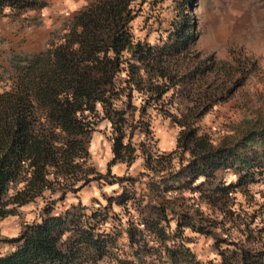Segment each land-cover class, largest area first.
Here are the masks:
<instances>
[{"label":"trees","instance_id":"1","mask_svg":"<svg viewBox=\"0 0 264 264\" xmlns=\"http://www.w3.org/2000/svg\"><path fill=\"white\" fill-rule=\"evenodd\" d=\"M144 2L86 0L43 49H11L0 63V218L42 201L38 216L5 238L11 247L0 264H264V192L253 188L264 180V131L248 126L213 141L200 127L212 101L192 91L196 70L186 61L194 57L195 23L175 18L150 41L136 33ZM46 3L0 0V16L25 19V10ZM155 117L177 125L167 151L149 147ZM102 120L111 142L105 172L85 146ZM136 148L142 166L133 175L112 171L114 195L52 212L111 163L127 168ZM227 170L234 179L224 178ZM198 234L213 238L214 257L196 256Z\"/></svg>","mask_w":264,"mask_h":264},{"label":"rangeland","instance_id":"2","mask_svg":"<svg viewBox=\"0 0 264 264\" xmlns=\"http://www.w3.org/2000/svg\"><path fill=\"white\" fill-rule=\"evenodd\" d=\"M70 12L59 16L56 26L49 25V34L59 29ZM181 16L193 19L198 31L192 48L194 57L186 59L196 70L192 91L206 92L208 101H212L200 118V127L214 142L223 135L238 137L248 126L264 131V0H145L135 18L136 26L140 27L135 32L140 35L145 33L153 41L158 35L166 33L172 20ZM34 19L24 22L18 18L16 22L19 24L15 25L9 17L0 16V63L5 64L4 58L8 57L11 49L31 52L38 48L30 42H38L36 39L40 38V30H22L25 23H35ZM11 24L16 30L11 29ZM11 33L14 37H10ZM185 83L189 84V81ZM149 128L153 137L148 143L151 150L162 152L173 146L177 125L167 117L152 118ZM141 138L142 134L135 131L131 141L136 143ZM110 143L105 120L95 124L85 139L88 161L100 172L106 171L111 154ZM135 151L138 153L139 149ZM124 165V161H115L109 165V172L104 177L91 181L76 192H66L63 199L55 201L52 212L77 200L94 205L95 198L102 202L103 196L114 195L119 187L113 175L120 171L135 174L142 166L141 154L138 153L127 168ZM223 176L228 180L235 178L231 170L224 171ZM253 188L264 192V180L256 181ZM238 200L243 207V199ZM41 203L40 199L25 203L17 207L14 214L0 218V252L11 247L6 237L15 235L22 223L38 216ZM184 233L198 232L186 229ZM215 233L224 232L216 228ZM231 233L239 232L232 230ZM212 241L210 235H195L193 247L196 256L202 260L214 257Z\"/></svg>","mask_w":264,"mask_h":264},{"label":"crops","instance_id":"3","mask_svg":"<svg viewBox=\"0 0 264 264\" xmlns=\"http://www.w3.org/2000/svg\"><path fill=\"white\" fill-rule=\"evenodd\" d=\"M48 2L39 8H31L25 10L22 15L25 16L26 18H19L22 19L24 22H27L31 20V18L35 17L34 21L35 23H29V24H24L23 29L25 28L30 29V30H35L36 28L40 30V38L36 39L38 42H32L31 40V45H37L38 48H35L31 52L38 51L40 49H43V47L46 45L47 42V36L49 37V25L51 26H56L57 22L59 21L58 17L68 13V11H71L70 14L74 9L77 7L83 5L86 0H47ZM68 14L64 19L63 22L69 17ZM21 15V16H22ZM3 17V16H1ZM36 17H37V22H36ZM17 21V18L11 19L12 24H19ZM62 22V24H63ZM11 24V29L16 30L15 27ZM62 24L58 27L59 29L62 27ZM58 29V30H59ZM8 32H11L9 30ZM16 31L12 32L15 33ZM10 34V37H14ZM26 49V48H23ZM31 50V49H29Z\"/></svg>","mask_w":264,"mask_h":264}]
</instances>
